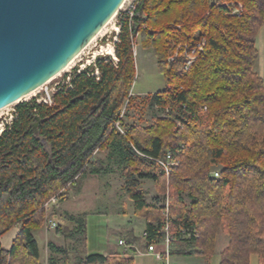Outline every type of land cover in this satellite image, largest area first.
I'll return each instance as SVG.
<instances>
[{
	"label": "trees",
	"instance_id": "obj_1",
	"mask_svg": "<svg viewBox=\"0 0 264 264\" xmlns=\"http://www.w3.org/2000/svg\"><path fill=\"white\" fill-rule=\"evenodd\" d=\"M118 16L117 61L99 55V79L87 67L52 105L37 97L18 102L0 134V237L21 224L10 249L0 241V264H43L33 232L43 226L45 201L69 184L81 189L86 176L115 170L134 214L146 220L147 237L128 230L122 236L129 242H163L168 211L176 238L170 254L211 257L222 231L229 241L220 264H250L252 255L264 264V80L254 70L264 0H137L132 16L121 10ZM137 37L167 80L151 104L171 115L148 126L124 123L122 134L115 121L135 100ZM189 55L196 57L187 67ZM101 148L105 158L95 154ZM135 148L148 157L170 151L180 163L167 176ZM141 179L156 183L168 208L147 200ZM86 215L66 213L71 225L59 223L56 234L69 244L49 241L48 264H134L87 252Z\"/></svg>",
	"mask_w": 264,
	"mask_h": 264
},
{
	"label": "rangeland",
	"instance_id": "obj_2",
	"mask_svg": "<svg viewBox=\"0 0 264 264\" xmlns=\"http://www.w3.org/2000/svg\"><path fill=\"white\" fill-rule=\"evenodd\" d=\"M130 2L131 0H127L125 7L128 6ZM118 20L119 16L117 15L105 26V28L87 46L85 54L83 53L81 56L83 59L81 60L78 58L75 60L76 65L87 63V60L92 59L93 55H96V57L99 55H109L113 57L112 54H108L106 51H108V47L110 46L114 48V43L117 40L118 34L116 31ZM134 42L137 51V55H135L136 78L130 96L135 97V100L130 104H128L127 100L122 108L121 114H123V117L121 118L120 125L125 133L127 127L124 123L148 126L152 125L157 117H167L171 115V110L169 108H162L157 104H151L152 96L167 87V80L159 69L157 57L152 50H147L141 46L139 37ZM179 49L180 46L176 48L174 56L179 55ZM173 59L174 57H169V61H172ZM87 66L94 67L93 64H87ZM32 97H34V95L31 94L26 96L25 99L28 100ZM17 103L0 110V123H2V118L4 117L3 114H6L7 112L12 113ZM6 123L7 122L4 120V127ZM1 128H3V125L0 126V129ZM117 130L120 131L119 129ZM121 133L124 134L123 132ZM107 153V148H101L97 156L105 158ZM212 169L213 176L218 178L219 175L215 176V173L219 172L220 166H214ZM122 182L121 174L117 170L110 174L86 176L82 182L80 193L76 192L75 189H77L78 186L74 188L75 184H70L68 187L62 189L63 191L60 193V200L58 205L53 207L51 217L54 218L57 224L61 223L65 228H68L71 224L65 220L66 212H71L73 214H87V252L88 249L91 252L101 253L109 251L111 248H119L120 245L118 241L123 234L122 229L125 228L127 230L133 226L136 233L140 234L144 223V220L141 217L134 214L133 203L131 199L129 200L126 192L122 190ZM140 187L146 193L149 202L167 203L168 200L164 195H161L158 192L156 183L152 179H141ZM62 195H66L65 199H67L62 201ZM44 226L45 223H43L42 228L34 231L35 235H37L41 242L42 263L48 264L49 253L47 254L46 248L48 242L52 240L63 247H67L69 242L56 234V228L51 229L46 234ZM20 229L21 224H18L0 237V241L5 248H9L13 245ZM46 238H48L47 245H45ZM225 239H228V235L220 232L217 240L218 250L223 247ZM122 255L123 254H121V256ZM250 264H259L257 255H252Z\"/></svg>",
	"mask_w": 264,
	"mask_h": 264
},
{
	"label": "water",
	"instance_id": "obj_3",
	"mask_svg": "<svg viewBox=\"0 0 264 264\" xmlns=\"http://www.w3.org/2000/svg\"><path fill=\"white\" fill-rule=\"evenodd\" d=\"M126 1L0 0V110L60 74Z\"/></svg>",
	"mask_w": 264,
	"mask_h": 264
},
{
	"label": "built area",
	"instance_id": "obj_4",
	"mask_svg": "<svg viewBox=\"0 0 264 264\" xmlns=\"http://www.w3.org/2000/svg\"><path fill=\"white\" fill-rule=\"evenodd\" d=\"M125 3L122 6L121 11L123 12V14H129L130 16H132L134 14V12H135L136 7H137V0H131V2L126 7H125ZM241 8H242V5L239 4L237 6V8L235 9V12H239ZM121 16H122V14H121ZM121 16H119L118 25L116 27L117 28V30H116L117 32H119V30H120L119 23H120V19L122 18ZM133 47H134V54L137 55L135 42L133 44ZM199 47H200V45H199ZM85 49L73 60V63L67 69H64L60 74H58L50 82L42 85L39 89H37L36 91L31 93L32 95H34V97H37L38 102H44V103H46L48 105H52L53 104V96H54V94L56 92H59V91H62V90L68 91L69 89H71L73 87V80H74L75 76L77 74H79L80 72H82L83 70H85L88 67L87 64H89V65L93 64L94 65V70L91 71V73H89V74H91L92 76H95L97 79H99L100 72H99V69L96 66V62H97L96 55H93L92 59L87 60V63H81L79 65L75 64V60L76 59H78V58H80L81 60L83 59V57L81 58V56H82L83 53L85 54ZM112 56H113L112 58L116 62L117 61V57L115 56V54H112ZM188 57H189V60L187 62V67L193 62V60L195 59L196 56L189 55ZM25 98L23 100H27ZM121 113H122V110L120 112L119 118L115 121V127L125 134V132L122 130L121 125H120L121 118L123 117V114H121ZM3 116L4 117L2 118V123H0V126L3 125V128L0 129V134L5 129L4 120L7 123H10L13 120V118L16 116L15 109H14V111H12V113L7 112L6 114H3ZM135 150L137 151L138 154H140V155H142L144 157H148L145 154H143L142 152L138 151L136 148H135ZM148 158L152 159L162 169H164V171L167 174V176L170 175V173L173 171V169L175 167H177L179 165V163H180L179 160H177L176 158L173 157V155H172V153L170 151H167L163 157H148ZM218 175H219V172H216L215 176H218ZM62 191L63 190H61L57 194L51 196L43 204V210H44V213H45V218H44L45 226L44 227H45V233L46 234L51 229L57 228V226H58V224L54 220V218L51 217V212H52L53 207L58 205V202L60 200V193H62ZM166 206L168 208V201L166 203ZM166 216H167V223L165 224V226L163 228V233L165 235V239H164L163 242L166 245V252L156 251V249H155V244L156 243L155 242H151L150 244H147V245L144 244V248H143L142 247L143 245L136 244V243H133V242H129L126 239H120L119 240V245L124 248L123 255L126 256L130 252H134L135 254L153 253V254H155V256L158 259H162L164 257V255H165L166 256V263L165 264H169V261H168L169 254H170L169 253V248H170L171 243L174 242L176 238L173 235V233L171 232V228H170V224H169L170 215H169L168 211L166 212ZM195 233H196V236H198L197 230H195ZM143 237H145V238L147 237L146 232L143 233ZM46 248H47V252H48V246Z\"/></svg>",
	"mask_w": 264,
	"mask_h": 264
},
{
	"label": "crops",
	"instance_id": "obj_5",
	"mask_svg": "<svg viewBox=\"0 0 264 264\" xmlns=\"http://www.w3.org/2000/svg\"><path fill=\"white\" fill-rule=\"evenodd\" d=\"M256 47H257V51H258V56H257L256 62L254 65V70L264 80V25L256 37ZM100 150L101 149H97L95 154L97 155ZM103 150H105V149H103ZM122 184H124V183L122 182ZM75 190L77 193L81 192L80 188H77ZM122 190H123V188H122ZM74 194H76V193H74ZM129 200H130V198H129ZM131 201L133 203L132 199H131ZM133 211H134V203H133ZM66 213L73 214L71 212H66ZM142 219L144 220V223H143L142 232L140 234L136 233L133 226H131L127 230L125 228H123L122 229L123 233L128 231V230H133V231H135V233L137 235L142 236L146 230V220L144 218H142ZM33 233H34V236L38 240L39 245H40L41 242L38 239L37 235H35V231ZM223 233H225V232H223ZM47 239L48 238L45 239L46 240L45 245H47ZM119 239H125V238L123 236H121ZM217 240H218V238H217ZM228 241H229V237H228V239H225L223 247L220 250H218V245H216L215 253L211 257H205L203 255H176V254L173 255V254H169V258H168L169 264H220L221 251L227 246ZM11 247L12 246H10L9 248H6V249H10ZM142 247L144 248V245ZM155 249H156V251H159V252H166V245L164 244V242H158L155 244ZM123 252H124V248L122 246H120L119 248H111L109 251L101 252V253L100 252H91L88 249L89 254L100 253V254L106 255V254L113 253V254H117V255L121 256V254H123ZM48 253H49V249H48L47 254ZM122 256H124V255H122ZM253 256H255V255H253ZM125 257L133 258L134 264H165L166 263V256L165 255L162 259H158L155 256V254H153V253L135 254L134 252H130ZM251 259H252V256H251L250 260Z\"/></svg>",
	"mask_w": 264,
	"mask_h": 264
},
{
	"label": "bare ground",
	"instance_id": "obj_6",
	"mask_svg": "<svg viewBox=\"0 0 264 264\" xmlns=\"http://www.w3.org/2000/svg\"><path fill=\"white\" fill-rule=\"evenodd\" d=\"M116 30H117V28H116ZM106 48H107V47H106ZM106 52H107L108 54H114V48H113L112 46H110V47H108V51H106ZM72 63H73V61H72ZM72 63H71V64H72ZM71 64H70V65H71ZM70 65H69V66H70ZM69 66H68V67H69ZM68 67H66L65 69H67Z\"/></svg>",
	"mask_w": 264,
	"mask_h": 264
}]
</instances>
